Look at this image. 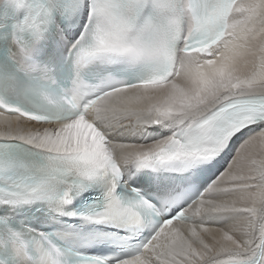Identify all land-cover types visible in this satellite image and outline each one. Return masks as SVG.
Masks as SVG:
<instances>
[{"label": "snow or ice", "instance_id": "obj_1", "mask_svg": "<svg viewBox=\"0 0 264 264\" xmlns=\"http://www.w3.org/2000/svg\"><path fill=\"white\" fill-rule=\"evenodd\" d=\"M8 2L26 13L11 26L15 55L54 62L60 37L75 78L46 111L0 99V203L70 204L73 192L103 180V207L87 219L154 221L118 264H264V0ZM81 10V27L67 31ZM91 65L104 66L102 84L80 75ZM10 83L0 74V88ZM156 165L176 174L159 177L154 196L117 195L125 173ZM203 173L215 178L188 198ZM28 232L0 227V244L23 253L31 243L41 264H62L64 251Z\"/></svg>", "mask_w": 264, "mask_h": 264}, {"label": "bare ground", "instance_id": "obj_2", "mask_svg": "<svg viewBox=\"0 0 264 264\" xmlns=\"http://www.w3.org/2000/svg\"><path fill=\"white\" fill-rule=\"evenodd\" d=\"M1 1V0H0ZM238 2H239V0H238ZM63 40V43L65 44L66 43V40H64V39H62ZM222 170V169H221ZM211 173H209L208 175H206L205 176V178H207L209 175H210ZM215 177L212 175L211 177H210V179H209V182L212 180V179H214Z\"/></svg>", "mask_w": 264, "mask_h": 264}]
</instances>
